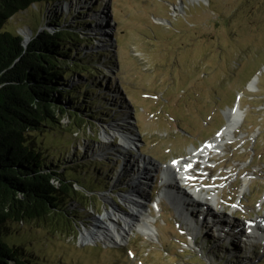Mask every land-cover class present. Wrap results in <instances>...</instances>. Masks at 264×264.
I'll use <instances>...</instances> for the list:
<instances>
[{
    "label": "rangeland",
    "instance_id": "1",
    "mask_svg": "<svg viewBox=\"0 0 264 264\" xmlns=\"http://www.w3.org/2000/svg\"><path fill=\"white\" fill-rule=\"evenodd\" d=\"M42 6L12 17L2 31L30 44L53 33L47 19L55 23L62 17L55 28L89 37L88 44L79 38V48L72 45L93 56L78 61L81 74L73 69L68 80L67 75L56 80L79 98V107L88 104V112L81 113L90 117L71 110L61 119L62 129L42 133L47 135L43 151L56 162L63 158L64 176L83 188L77 191L84 192L89 206L75 237L39 229L28 242L30 231L22 229L21 239L6 240L27 245L28 255L33 247L46 264H264V232L247 245L236 244L240 253L229 257L234 245L222 239L227 226H204L212 215L237 227L264 218V0H62ZM237 103L242 123L204 161L192 163L186 173L194 181L181 186L208 191L211 208L205 209L212 215L184 205L186 198L167 194L151 178L144 200L132 183L141 158L172 166V160L189 155V147L210 141ZM104 132L113 133L107 143ZM122 132L136 136L132 145L139 153L127 149ZM124 159L133 168L131 178L120 173ZM126 191L137 196L133 203L143 200V210L122 200ZM106 212L121 217L116 219L121 228L127 212L153 218L155 236L137 227L117 245L96 238V221L108 224ZM86 232L93 241L83 244Z\"/></svg>",
    "mask_w": 264,
    "mask_h": 264
},
{
    "label": "trees",
    "instance_id": "2",
    "mask_svg": "<svg viewBox=\"0 0 264 264\" xmlns=\"http://www.w3.org/2000/svg\"><path fill=\"white\" fill-rule=\"evenodd\" d=\"M56 1L62 0H0V264H46L33 247L28 255L27 245L10 244L6 238L21 239L22 229L30 231L28 242L39 229L75 237L82 210L89 206L83 188L64 176L63 158L56 162L43 151L47 135L42 134L62 129L61 119L71 110L88 112V104L79 107V98L59 88L56 79L67 75L68 80L73 69L81 74L78 61L93 56L72 50V45L79 48V38L84 44L89 39L75 29L55 28L62 17L55 23L47 19L53 34L38 35L26 48L19 35L2 31L12 17Z\"/></svg>",
    "mask_w": 264,
    "mask_h": 264
},
{
    "label": "bare ground",
    "instance_id": "3",
    "mask_svg": "<svg viewBox=\"0 0 264 264\" xmlns=\"http://www.w3.org/2000/svg\"><path fill=\"white\" fill-rule=\"evenodd\" d=\"M97 16L103 18L104 17V13L100 12V16H99V14H97ZM98 17H96V18H98ZM102 21H105V17L103 18ZM104 23H106V22H103V25H104ZM253 82H251L250 85ZM116 98L117 97L115 96V99ZM112 111H113V109H112ZM115 113H117V112H115ZM224 115H225V125L223 126V128L216 135H214L211 138L210 141H206L199 148L196 149L193 146L189 147V153H188L189 155L187 156V158L186 157L181 158L177 162H174V164H172L171 167L170 166L165 167V171L167 172V175L168 174L171 175L174 180L176 179V176H181V178H182L181 180L177 179V181L179 183H181V184L190 181V180H188L189 178H187L188 176L186 175V171L190 168V166H192V163L193 162L195 163L196 159H201V161L202 160L204 161L205 158L207 156H209V154L212 151H215L220 144L222 145L224 143V140H226L231 135V133L234 130V128L237 127L238 125H240L242 123L243 119H244L243 112L240 110V108H239V106L237 104L232 109H230L227 113H225ZM114 129H116V130H114ZM113 130L115 132L117 131L116 133L119 134V130H118L117 127H114ZM122 134H124L125 136H128V134H125L123 132H122ZM112 135H113V133L110 134L108 132H104V137H103L102 142L103 143L109 142V140L112 137ZM121 137H123V135ZM135 138L136 137L134 135L133 136L134 142H135ZM122 142H123V140H122ZM124 143L125 142H123V144ZM125 144L127 145V143H125ZM144 161H145V159H144ZM148 165H150V163L147 161V166H145V167L143 166L141 172L138 173L139 175L137 176V178L140 179L141 181H139L138 179H135V182H134L132 180L133 181L132 183L135 184V187H137V185H140V184H141L140 186H144V187L148 186V185H145L146 182H149V179H146L147 178L146 176L149 175ZM193 165L195 166L196 163L193 164ZM121 166H123V168L121 169V172L120 171L119 172L121 174L126 175L125 177H127L129 175V173L132 172L131 169H133V168H131V165H130L129 161H127L125 159L123 160V163L121 164ZM157 168H159V167L157 166ZM153 169H154V167H153ZM155 171H158V169L155 170ZM132 179H133V177H132ZM178 182H176V185H177V189L180 192V199L182 200L183 198H186L189 201V203L186 202V203H184V205H186V204L188 205L189 204V206H192V207H198V208L200 207V209L204 208L205 215L210 217V215H212V214L209 215V210L205 209L206 206H207V208H211V205L208 203L210 201H208V199L206 198L207 196H209L208 195V191L203 194L202 189L200 190L199 189L200 187L199 188L197 187L198 189L195 188L192 192H188L187 193L185 191V189L179 187ZM173 186L175 188V185H173ZM109 191H111V190H109ZM138 192L143 197L142 192L139 191V190H138ZM127 193H128V195H127ZM132 193H133V191H132ZM193 195L196 198V200L193 197ZM121 198H122V200L124 202H127L131 207H134V210H137V209L138 210L139 209L143 210V206H142V203H141V201H143V200H141L140 203H138V204L133 203V200H135L137 198V196L134 193L131 194V192L129 193L128 191H126V193L123 196H121ZM143 198L145 200V197H143ZM190 213H192V210H190V212H187L188 216H191ZM212 216H211V221H212L211 223L213 225H215V224L219 225V221L218 220H214ZM123 217L127 218L124 221V227H126V228H124V227L121 228L118 225V222H117L116 219H121V217L117 218L114 214H110L109 212H106V214L104 215L103 219L106 218L108 224L103 223L100 220L96 221V226L95 227L97 228L96 229V233L98 235H94V237H96V238L97 237L98 238L102 237L103 240L108 241L110 244L117 245L118 242L121 243V242L125 241V239H126L125 236L127 235L128 232L130 233V230H133L134 228H137V227L142 229L141 232L144 233L147 237L151 238V237L155 236L156 227L154 225L155 220L153 218H149L152 221H148L146 218L138 216V214H131V213H128V212L125 213L123 215ZM261 218L264 219L263 217H261ZM231 225L234 226V223L232 222ZM204 226L207 228V226H211V224L207 223ZM216 228H217V226H216ZM257 229L259 230V228H257ZM137 231H138V229H137ZM81 238H82V243L83 244H85L86 241L87 242L88 241L89 242L93 241V236L91 235L90 232L83 233L81 235ZM233 255H234V253H233ZM229 257H231V254H230Z\"/></svg>",
    "mask_w": 264,
    "mask_h": 264
},
{
    "label": "water",
    "instance_id": "4",
    "mask_svg": "<svg viewBox=\"0 0 264 264\" xmlns=\"http://www.w3.org/2000/svg\"><path fill=\"white\" fill-rule=\"evenodd\" d=\"M51 28L53 29V27H51ZM53 32H54V29H53ZM52 34H53V33H52ZM83 37H85L86 39H89L88 35H84ZM28 42H29L28 39H27V38H24V39H23L22 46H23L24 48H26V46L29 44ZM66 116H67V114L64 115V118H65Z\"/></svg>",
    "mask_w": 264,
    "mask_h": 264
}]
</instances>
